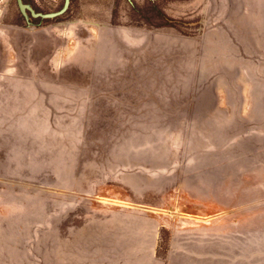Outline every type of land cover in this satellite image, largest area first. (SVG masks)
<instances>
[{
	"label": "rangeland",
	"instance_id": "obj_1",
	"mask_svg": "<svg viewBox=\"0 0 264 264\" xmlns=\"http://www.w3.org/2000/svg\"><path fill=\"white\" fill-rule=\"evenodd\" d=\"M0 264H264V0H0Z\"/></svg>",
	"mask_w": 264,
	"mask_h": 264
}]
</instances>
